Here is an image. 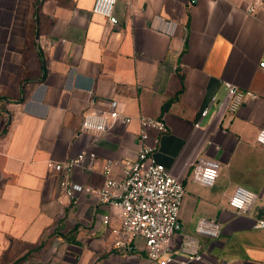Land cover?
I'll list each match as a JSON object with an SVG mask.
<instances>
[{
    "label": "crops",
    "instance_id": "obj_1",
    "mask_svg": "<svg viewBox=\"0 0 264 264\" xmlns=\"http://www.w3.org/2000/svg\"><path fill=\"white\" fill-rule=\"evenodd\" d=\"M94 4L0 0V264H156L142 239L133 252L114 247L119 210L87 193L72 201L48 168L93 152L94 171L75 169L70 180L102 187L107 161L136 158L140 115L167 124L166 133L148 130L149 142L185 187L180 220L205 264H264V4L118 0L116 25ZM225 83L257 99L236 116L213 106L196 129L210 99H225ZM112 101L121 118L109 133H81L83 118L109 117ZM200 159L221 164L212 188L193 180ZM237 186L257 195L249 214L228 207ZM203 217L222 223L219 239L196 234ZM181 242L176 235L172 248Z\"/></svg>",
    "mask_w": 264,
    "mask_h": 264
},
{
    "label": "built area",
    "instance_id": "obj_2",
    "mask_svg": "<svg viewBox=\"0 0 264 264\" xmlns=\"http://www.w3.org/2000/svg\"><path fill=\"white\" fill-rule=\"evenodd\" d=\"M128 1V0H125ZM200 0H189V5H195ZM118 0H95L93 13L108 19L112 25L118 24L114 16V8ZM253 7L250 13H254ZM264 70V62L260 63ZM226 97L221 100L217 96L210 99L208 106L202 111L195 128L199 129L213 106L217 107L216 116L224 113L236 116L247 99L257 97L246 94L231 83H225ZM118 104L112 101L109 117L86 115L81 124V133L104 136L109 133L111 123L117 122L121 115L117 111ZM129 123L130 119H124ZM140 133L138 135L137 156L132 161H107L103 174L105 181L100 188L85 187L73 183L70 177L75 169L93 172L97 156L90 151H83L63 163H48L52 174L64 176L62 189L72 201L79 194L94 195L100 205L117 209L121 213V226L113 230L114 247L124 248L129 252L140 249L137 239L143 240L146 257L156 264H205L206 259L197 237L184 233L180 220L181 207L185 197V187L181 179L156 159V150L149 142L148 130L159 133L167 132L164 119L140 115L138 117ZM256 144L264 148V129L256 137ZM120 170V175L114 177V169ZM221 164L216 160L200 159L193 170V180L198 184L212 188L219 179ZM257 200L252 191L237 186L228 199V207L238 215L249 214ZM109 216L104 217L108 225ZM257 229H264V220L258 221ZM223 231V225L218 219L203 217L196 225L199 237L217 240ZM182 236L181 245L177 250L172 248V238Z\"/></svg>",
    "mask_w": 264,
    "mask_h": 264
},
{
    "label": "trees",
    "instance_id": "obj_3",
    "mask_svg": "<svg viewBox=\"0 0 264 264\" xmlns=\"http://www.w3.org/2000/svg\"><path fill=\"white\" fill-rule=\"evenodd\" d=\"M28 260V257L26 258V259H24L23 261L25 262V261H27Z\"/></svg>",
    "mask_w": 264,
    "mask_h": 264
},
{
    "label": "rangeland",
    "instance_id": "obj_4",
    "mask_svg": "<svg viewBox=\"0 0 264 264\" xmlns=\"http://www.w3.org/2000/svg\"><path fill=\"white\" fill-rule=\"evenodd\" d=\"M264 4V0H260ZM181 214V213H180Z\"/></svg>",
    "mask_w": 264,
    "mask_h": 264
}]
</instances>
